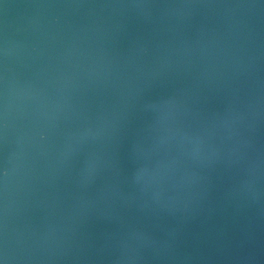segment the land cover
Here are the masks:
<instances>
[{
	"label": "water",
	"instance_id": "obj_1",
	"mask_svg": "<svg viewBox=\"0 0 264 264\" xmlns=\"http://www.w3.org/2000/svg\"><path fill=\"white\" fill-rule=\"evenodd\" d=\"M0 261L264 264V0H0Z\"/></svg>",
	"mask_w": 264,
	"mask_h": 264
},
{
	"label": "snow or ice",
	"instance_id": "obj_2",
	"mask_svg": "<svg viewBox=\"0 0 264 264\" xmlns=\"http://www.w3.org/2000/svg\"><path fill=\"white\" fill-rule=\"evenodd\" d=\"M0 264H3V261H0Z\"/></svg>",
	"mask_w": 264,
	"mask_h": 264
},
{
	"label": "clouds",
	"instance_id": "obj_3",
	"mask_svg": "<svg viewBox=\"0 0 264 264\" xmlns=\"http://www.w3.org/2000/svg\"><path fill=\"white\" fill-rule=\"evenodd\" d=\"M41 138H43V137H41Z\"/></svg>",
	"mask_w": 264,
	"mask_h": 264
}]
</instances>
